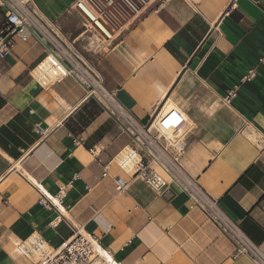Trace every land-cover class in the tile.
Instances as JSON below:
<instances>
[{
	"label": "crops",
	"instance_id": "0c3cea01",
	"mask_svg": "<svg viewBox=\"0 0 264 264\" xmlns=\"http://www.w3.org/2000/svg\"><path fill=\"white\" fill-rule=\"evenodd\" d=\"M78 1L35 0L138 123L162 106L184 115L185 173L264 257V148L241 132L264 134V0H152L139 14L123 0H82L94 19ZM45 55L29 38L0 60V264H33L20 245L34 233L53 248L76 229L115 264H254L232 258V240L185 193L157 196L121 172L113 159L128 135L75 79L40 85ZM115 175L129 181L124 194ZM74 176L61 204L39 203Z\"/></svg>",
	"mask_w": 264,
	"mask_h": 264
},
{
	"label": "built area",
	"instance_id": "2783aa9c",
	"mask_svg": "<svg viewBox=\"0 0 264 264\" xmlns=\"http://www.w3.org/2000/svg\"><path fill=\"white\" fill-rule=\"evenodd\" d=\"M123 1L131 11L139 14L152 0ZM106 3L112 5L114 1L106 0ZM84 6L87 7L82 0L76 4L82 13H86ZM29 38H34L46 51L45 57L35 69L51 58L50 65L56 70L53 76L48 74L36 77L40 85L61 82L67 77L75 79L84 88L86 98L95 99L128 135L131 143L113 159L121 172L130 178L140 179L157 196H172L173 188L181 194L185 193L192 200L193 207L202 208L232 240L235 246L233 259L245 255L254 264H264L263 255L248 241L237 225L218 212L217 201L203 196L195 182L185 173L181 155L191 125L179 110L162 106L159 111L157 109L153 112L146 125L138 123L129 111L118 103L114 93L104 87L101 76L90 67L75 44L65 39L57 24L46 19L40 12L35 0H0V60L11 56L15 40L25 43ZM253 77L254 74L249 72L247 79ZM231 97L232 93H229L223 98V102L228 104ZM241 132L246 133L255 145L264 148V134L246 124ZM37 133L43 137L48 131L38 126ZM72 144L85 145L83 139L74 138ZM87 152L95 162L101 164L95 147L88 148ZM108 166L109 163L102 166V178L107 177ZM77 178L74 176L52 199L42 197L39 203L51 211L54 204L58 205L64 201L67 189ZM112 180L116 193L124 194L129 181L119 175L113 176ZM58 218H53L48 226L53 228ZM45 243L43 238L34 233L22 242L20 250L26 257L34 259L33 264H108L107 257H111L107 252H104L106 255H99L96 250V246L100 247L99 239L78 229L70 239L59 246L46 247Z\"/></svg>",
	"mask_w": 264,
	"mask_h": 264
},
{
	"label": "bare ground",
	"instance_id": "6f19581e",
	"mask_svg": "<svg viewBox=\"0 0 264 264\" xmlns=\"http://www.w3.org/2000/svg\"><path fill=\"white\" fill-rule=\"evenodd\" d=\"M83 9L85 10V12L87 13V15L91 18H95L93 12H91L87 7H83ZM50 59L51 58H48V60L44 61L42 64L39 65L38 68L35 69V77H42V76H45V75H51L53 76L54 73L56 72L55 69H53L50 65ZM45 246L48 247V245L45 243ZM96 250L98 251L99 255H106L104 252H102V250L100 249L99 246H96ZM107 260H108V264H115L111 257H107Z\"/></svg>",
	"mask_w": 264,
	"mask_h": 264
},
{
	"label": "rangeland",
	"instance_id": "374dc122",
	"mask_svg": "<svg viewBox=\"0 0 264 264\" xmlns=\"http://www.w3.org/2000/svg\"><path fill=\"white\" fill-rule=\"evenodd\" d=\"M131 19H132L131 17L127 18V19H126L127 22H124V23H129V20H131ZM124 21H125V20H124ZM122 26H123V25H122ZM121 28H122V27H121ZM105 37H106V36H105ZM75 46H76V45H75ZM76 48H77V50H79L77 46H76ZM79 51H80V50H79ZM80 52H81V51H80ZM81 53H82V52H81ZM82 56L88 58L86 53H85V54L82 53Z\"/></svg>",
	"mask_w": 264,
	"mask_h": 264
}]
</instances>
